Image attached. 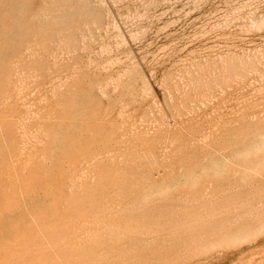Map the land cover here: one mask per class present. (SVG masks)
<instances>
[{
	"label": "rangeland",
	"instance_id": "1",
	"mask_svg": "<svg viewBox=\"0 0 264 264\" xmlns=\"http://www.w3.org/2000/svg\"><path fill=\"white\" fill-rule=\"evenodd\" d=\"M84 88L86 91L82 90ZM241 120L243 121L240 122ZM177 127L182 129L179 131ZM219 127L227 131H222ZM263 127L264 0H0V264H107L109 261L110 264H259V261L264 264V194H260L264 191ZM165 128L167 129L164 131ZM200 135L203 137L200 138ZM190 137L194 142L192 140L190 143ZM196 137L197 140L200 138V142ZM259 137L260 140L251 142ZM208 141L210 143H207ZM224 141V147H217L224 144ZM180 143L185 145L184 148ZM202 143L204 146H212H205L202 151ZM255 146L257 148L254 149ZM163 151L167 152L164 161ZM255 154L258 156L255 157ZM183 155L186 158L183 159ZM212 156L216 157L213 159ZM201 159L204 162L198 161ZM141 167L144 169L141 170ZM186 170L189 171L185 172ZM127 172L129 174L125 177ZM242 173H245V177ZM249 173L253 175L250 176ZM119 174H124L125 176H122L126 179L129 177L130 181L125 183L126 186L121 184L125 178ZM111 175H119L120 182L117 179V184L115 178V183ZM140 175L144 181L140 179ZM158 177L161 185L157 182ZM164 177L170 179L167 181ZM242 177L246 183L242 181ZM154 178L160 187L154 182ZM195 181L197 183H194ZM208 182H211V187ZM97 183L99 185H96ZM102 183H106L108 188ZM94 185L100 186L101 192L103 188V200L99 198L101 192L100 195L95 194L99 188H93ZM111 185L114 187L113 191ZM117 185L120 188L125 187L127 193L125 188H122L121 192ZM170 187L169 191L166 190ZM181 187H186L187 190H182ZM236 187H240L239 193L235 192ZM104 188L110 189L109 192ZM90 189L98 190L94 193ZM129 190L132 196H129ZM117 191L120 194H117ZM188 192L194 196L191 197ZM226 192H229V195L224 196L223 193ZM124 193L128 196H124ZM151 193L154 197L152 199ZM91 194L96 199H92ZM202 196H206L205 199H202ZM215 196H219L221 202ZM145 198L149 199L147 202L149 201L151 206L145 202ZM206 199V202H201ZM85 200L90 204L85 205ZM96 200H99V204ZM101 200L102 203L105 202L104 206L108 201V205L100 206L103 205ZM237 201L238 205L243 203L241 206L244 209L234 206ZM160 202L163 204H159ZM188 202L195 205L190 207ZM112 203L115 207H111ZM145 203L148 207H145ZM94 204L98 208H95ZM140 204L147 209H140L138 212L137 207L142 208ZM204 204L208 210L213 207V211L210 213L204 209ZM223 205L230 210L223 208ZM126 206H129L130 211H124L128 210ZM99 207L105 209L100 212H104L102 216L97 214ZM92 208L98 209L97 213ZM193 208H196L197 212ZM186 209H190V212L185 213ZM211 210L210 208L209 211ZM195 212H199V216L195 215ZM204 212L210 215H205ZM189 214L190 218L194 216L192 220L188 217ZM201 214L205 220L213 221L212 224L216 218V223L220 220L221 222L212 225L215 228L213 231L211 221L210 226L204 225L209 222L205 221ZM216 214L217 216L213 217ZM251 216L256 219L253 220ZM128 217L133 219L132 226L131 220H128L130 223L126 220ZM121 220L124 224H130H123V227L127 228L126 233ZM83 222L89 225H83ZM222 223L223 226L220 227ZM183 224L186 228H182ZM179 225L191 233L185 234ZM150 226H153V232L152 229L147 231ZM160 226L164 228L161 230ZM248 226L250 231L247 230ZM131 227L137 230L134 231ZM197 227L202 228V233ZM207 227L210 231L205 230ZM222 227L226 237L221 234L224 233ZM81 228H84V231ZM252 228L256 229L253 231ZM115 229L118 233H115ZM195 229L199 236L196 235ZM128 230L136 234L127 233ZM104 232L115 233L114 236L121 239L115 240V237ZM177 233L181 234V238ZM235 233L239 235L235 236ZM155 234L158 235L152 237ZM222 235L225 237L224 241H218ZM113 240L114 243L117 241L115 245ZM203 240L207 243L209 241L207 245L204 244L205 247L202 245L204 248L199 246L203 244ZM222 241L228 249L223 246ZM193 242L198 245L195 246ZM104 243L110 247H106ZM220 243L223 247L219 246ZM198 246L199 249L196 248ZM94 253H97L98 261ZM89 254L94 259L90 260ZM98 254L102 256V260Z\"/></svg>",
	"mask_w": 264,
	"mask_h": 264
},
{
	"label": "bare ground",
	"instance_id": "2",
	"mask_svg": "<svg viewBox=\"0 0 264 264\" xmlns=\"http://www.w3.org/2000/svg\"><path fill=\"white\" fill-rule=\"evenodd\" d=\"M77 43H78V42H77ZM261 44H262V43H261ZM53 48H54V47H53ZM262 49H263V48H262ZM251 51H252V50H251ZM241 52H242V51H241ZM44 55H45V53H44ZM29 56H30V55H29ZM52 59H53V58H52ZM49 61H51V60H49ZM54 61H55V60H54ZM64 62H65V61H64ZM64 62H63V63H64ZM51 64H52V63H51ZM54 64H55V63H54ZM77 66H78V65H77ZM80 66H81V65H80ZM65 68H66V67H65ZM16 69H17V68H16ZM56 69H57V68H56ZM9 70H10V69H9ZM241 70H242V69H241ZM66 71H67V70H66ZM66 71H65V72H66ZM63 73H64V72H63ZM55 74H56V73H55ZM233 74H234V73H233ZM25 75H26V74H25ZM117 75H118V74H117ZM12 76H13V75H12ZM53 76H54V75H53ZM105 76H106V75H105ZM56 77H57V76H56ZM258 77H259V76H258ZM62 78H63V77H62ZM115 78H116V77H115ZM37 79H38V78H37ZM90 79H91V78H90ZM94 80H95V79H94ZM109 80H110V79H109ZM51 82H52V81H51ZM66 83H67V82H66ZM87 83H88V82H87ZM98 83H99V82H98ZM111 83H112V82H111ZM36 84H37V83H36ZM44 84H45V83H44ZM115 84H116V83H115ZM248 84H249V83H248ZM94 85H95V84H94ZM63 86H64V85H63ZM70 86H71V85H70ZM97 86H98V85H97ZM101 86H102V85H101ZM101 86H100V87H101ZM121 86H122V85H121ZM98 87H99V86H98ZM105 87H106V86H105ZM66 88H67V87H66ZM113 88H114V87H113ZM241 88H242V87H241ZM256 88H257V87H256ZM9 89H10V88H9ZM51 89H52V88H51ZM239 89H240V88H239ZM82 90H85V91H86L85 88L82 89ZM113 91H114V90H113ZM238 91H239V90H238ZM241 91H242V90H241ZM83 92H84V91H83ZM83 92L81 91V93H83ZM239 92H240V91H239ZM28 93H29V92H28ZM20 94H21V93H20ZM71 94H72V92H71ZM77 94H78V93H77ZM77 94H76V95H77ZM57 96H58V95H57ZM236 96H237V95H236ZM44 97H45V96H44ZM233 97H234V96H233ZM65 98H66V97H65ZM216 98H217V97H216ZM226 99H227V98H226ZM226 99H224V100H226ZM61 100H62V99H61ZM64 101H65V99H64ZM74 101H75V100H74ZM126 102H127V101H126ZM59 103H60V102H59ZM66 103H67V102H66ZM79 103H80V102H79ZM29 104H30V103H29ZM40 104H41V103H40ZM236 104H237V103H236ZM73 105H74V104H73ZM45 106H46V105H45ZM58 107H59V106H58ZM77 107H78V106H77ZM79 107H80V106H79ZM8 109H9V108H8ZM58 109H59V108H58ZM75 109H76V108H75ZM78 109H79V108H78ZM83 109H84V108H83ZM86 109H87V108H86ZM98 109H99V108H98ZM59 110H60V109H59ZM76 110H77V109H76ZM76 110H74V111H76ZM215 110H216V109H215ZM9 111H10V110H9ZM83 111H84V110H83ZM95 111H96V110H95ZM131 111H132V110H131ZM47 112H48V111H47ZM35 113H36V112H35ZM68 113H69V112H68ZM81 113H82V111H81ZM96 113H97V112H96ZM38 114H39V113H38ZM43 114H44V113H43ZM83 114H84V112H83ZM88 114H89V113H88ZM260 114H262V113H260ZM47 115H48V114H47ZM74 115H75V114H74ZM206 115H207V114H206ZM226 115H227V114H226ZM62 116H63V115H62ZM78 116H79V115H78ZM45 117H46V116H45ZM45 117H44V118H45ZM79 117H80V116H79ZM82 117H83V116H82ZM82 117H81V119H82ZM115 117H116V115H115ZM238 117H239V116H238ZM74 118H75V117H74ZM85 118H86V117H85ZM102 118H103V117H102ZM40 119H41V118H40ZM240 119H241V118H240ZM12 120H13V119H12ZM65 120H66V118H65ZM85 120H86V119H85ZM238 120H239V119H238ZM238 120H236V123L238 122ZM202 121H203V120H202ZM233 121H234V120H233ZM242 121H243V120H241L240 122H242ZM7 122H8V121H7ZM10 122H12V121H10ZM46 122H47V121H46ZM162 122H163V121H162ZM181 122H183V120H181ZM234 122H235V121H234ZM177 123H178V122H177ZM49 124H50V123H49ZM73 124H74V123H73ZM174 124H176V122H174ZM181 124L183 125V123H181ZM196 124H197V123H196ZM232 124H234V123L232 122ZM232 124H231V126H233ZM239 124H240V123H239ZM244 124H246V123H244ZM249 124H250V122H249ZM42 125H43V124H42ZM69 125H70V124H69ZM78 125H79V124H78ZM177 125L180 126V124H177ZM184 125H186V123H185ZM192 125H193V124H192ZM205 125H206V124H205ZM215 125H216V124H215ZM66 126H67V125H66ZM188 126H189V125H188ZM190 126H191V125H190ZM213 126H214V125H213ZM213 126H212V127H213ZM229 126H230V124H229ZM234 126H235V125H234ZM234 126H233V127H234ZM239 126H240V125H239ZM245 126H246V125H245ZM72 127H73V126H72ZM82 127H83V126H82ZM88 127H89V126H88ZM157 127H158V126H157ZM165 127H166V126H165ZM185 127H186V126H185ZM210 127H211V126H210ZM210 127L208 126V128H210ZM247 127H248V126H247ZM86 128H87V127H86ZM158 128H159V127H158ZM163 128H164V124H163ZM177 128H178V127H177ZM177 128H176V129H177ZM180 128H181V127H180ZM180 128H178L179 131H180ZM183 128H184V127H183ZM187 128H188V127H187ZM189 128H190V127H189ZM223 128H224V126H223ZM238 128H239V127H238ZM238 128H236V129H238ZM71 129H72V128H71ZM77 129H79V127H78ZM166 129H167V128H165L164 131H165ZM174 129H175V128H174ZM181 129H182V128H181ZM213 129H214V127H213ZM213 129H212V130H213ZM219 129H222V128L219 127ZM227 129H228V128H227ZM246 129H248V128H246ZM250 129H251V127H250ZM254 129H255V128H254ZM262 129H264V127H263ZM84 130H85V127H84ZM86 130H87V129H86ZM198 130H199V129H198ZM209 130H211V129H209ZM217 130H218V129H217ZM223 130H224V129H222V131H223ZM228 130H229V129H228ZM233 130H235V129H233ZM233 130H232V131H233ZM160 131H161V130H160ZM224 131L226 132L227 130H224ZM235 131H237V130H235ZM244 131H245V130H244ZM250 131H251V130H249L248 133H250ZM256 131L258 132V131H260V130H256ZM256 131H255L254 133H256ZM17 132H18V131H17ZM29 132H30V131H29ZM210 132H211V131H210ZM214 132H215V131H213V133H214ZM242 132H243V130H242ZM245 132H246V131H245ZM252 132H253V131H252ZM260 132H261V131H260ZM30 133H31V132H30ZM114 133H115V132H114ZM186 133H187V132H186ZM199 133H200V132H199ZM248 133H247V134H248ZM187 134L189 135V133H187ZM206 134L208 135V132H207ZM211 134H212V132H211ZM216 134H217V133H215V135H216ZM239 134H240V133H239ZM241 134H243V133H241ZM252 134H253V133H252ZM256 134H257V133H256ZM262 134H263V133H262ZM70 135L72 136V134H70ZM204 135H205V134H204ZM207 135H206L205 137H207ZM217 135H219V134H217ZM243 135H245V134H243ZM257 135H258V134H257ZM73 136H75V135H73ZM90 136H91V135H90ZM93 136H94V135H93ZM184 136H185V135H184ZM190 136H191V135H190ZM200 136H201L200 138L203 137L202 135H200ZM210 136H212V135H210ZM237 136H238V134H237ZM82 137H83V136H82ZM216 137H217V136H216ZM222 137H223V135H222ZM222 137H219V138H222ZM243 137H244V136H243ZM248 137H249V136H248ZM66 138H67V137H66ZM180 138H181V137H180ZM182 138H183V137H182ZM184 138H185V137H184ZM200 138H198L199 140H197V137H196V140L200 142ZM210 138H211V137H210ZM235 138H237L238 140L240 139L239 137H236V136H235ZM255 138H256V136H255ZM261 138H262V140H263V137H261ZM41 139H42V138H41ZM72 139H74V138H72ZM79 139H80V138H79ZM190 139H191V140H190ZM190 139H188V141L190 140V143H191L192 140H193V142H194V139H192L191 137H190ZM227 139H228V138H227ZM237 139H236V140H237ZM241 139H242V138H241ZM244 139H245V137L242 139V141H243ZM246 139H247V136H246ZM252 139H254V138H252ZM153 140H154V139H153ZM207 140H208V138H207ZM212 140H213V137H212ZM223 140H224V139H223ZM250 140H251V139H250ZM258 140H260V137H259L257 140H255V141H254V140H251V142H252V141H253V142H256V141H258ZM66 141H67V140H66ZM178 141H179V140H178ZM227 141H228V140H227ZM263 141H264V140H263ZM263 141H262V143H264ZM64 142H65V141H64ZM73 142H74V141H73ZM195 142H196V141H195ZM202 142H204V141H202ZM243 142H244V141H243ZM248 142H249V141H248ZM253 142H252V143H253ZM260 142H261V141H260ZM66 143H67V142H66ZM184 143H185V142H184ZM186 143H187V142H186ZM186 143H185V144H186ZM207 143H210V141H208ZM214 143H215V142H214ZM219 143H220V142H219ZM151 144H152V143H151ZM175 144H176V143H175ZM180 144H181V143H180ZM180 144H179V145H180ZM182 144H183V143H182ZM182 144H181V146H183V148H184L185 145H182ZM192 144H193V143H192ZM197 144L201 145L200 143H197ZM229 144H230V143H229ZM229 144H228V145H229ZM67 145H68V144H67ZM70 145H71V144H70ZM97 145H98V144H97ZM195 145H196V144H194V146H195ZM202 145L204 146L203 143H202ZM210 145H211V144H210ZM214 145H215V144H214ZM220 145H221V146L226 145V144H225V141H224V144H219V145H217V147L220 148V147H221ZM262 145H263V144H262ZM63 146H64V145H63ZM65 146H66V145H65ZM71 146H73V145H71ZM71 146H70V147H71ZM176 146H177V145H176ZM192 146H193V145H192ZM205 146H206V144H205ZM205 146L203 147V150H202V151H204ZM211 146H212V145H211ZM211 146H208V145H207L206 147H210V148H211ZM236 146H237V145H236ZM251 146H253V145H251ZM91 147H92V146H91ZM150 147H151V146H150ZM152 147H153V146H152ZM187 147H189V143H188V146H187ZM190 147H191V144H190ZM195 147H196V146H195ZM223 147H224V146H223ZM225 147H226V146H225ZM231 147H232V146H231ZM231 147H230V148H231ZM238 147H239V146H238ZM248 147H249V146H248ZM75 148H76V147H75ZM94 148H95V147H94ZM98 148H99V147H98ZM171 148H172V147H171ZM171 148H169V149H171ZM200 148H202V147H200ZM210 148H209V149H210ZM215 148H216V145H215ZM226 148H227V147H226ZM230 148H229V149H230ZM253 148L255 149V148H257V147L255 146V147H253ZM68 149H69V148H68ZM76 149H77V148H76ZM89 149H90V148H89ZM161 149H162V148H161ZM167 149H168V148H167ZM173 149H175V148H173ZM235 149H237V148H235ZM250 149L252 150L251 147H250ZM250 149H247V150H250ZM163 150H165V149H163ZM187 150H188V148H187ZM187 150L185 149V151H187ZM191 150H193V149L191 148ZM205 150H206V149H205ZM212 150H213V149H212ZM224 150H225V149H224ZM224 150H223V151H224ZM231 150L233 151L234 149H231ZM251 150H250V151H251ZM35 151H36V150H35ZM76 151H77V150H76ZM94 151H95V150H94ZM169 151H170V150H169ZM171 151H172V150H171ZM171 151H170V152H171ZM195 151H196V150H195ZM207 151H208V149H207ZM225 151H227V150H225ZM229 151H230V150H229ZM229 151H228V152H229ZM232 151H231V152H232ZM220 152H222V151H220ZM236 152H237V151H236ZM239 152H240V151H239ZM246 152H248V151H246ZM160 153H161V152H160ZM163 153H164V156H163L164 159H162V160L164 161V160H165V155H166L167 152L165 153V152L163 151ZM163 153H162V155H163ZM172 153H173V151H172ZM179 153H180V152H179ZM193 153H194V152H193ZM225 153H226V152H225ZM229 153H230V152H229ZM70 154H72V153H70ZM151 154H152V153H151ZM168 154H169V152H168ZM168 154H167V156H168ZM170 154H171V153H170ZM217 154H220V153H217ZM217 154H216V155H217ZM226 154H227V153H226ZM226 154H225V155H226ZM242 154H243V152H242ZM244 154H245V152H244ZM258 154H259V153H258ZM78 155H79V153H78ZM202 155H203V154H202ZM220 155H221V154H220ZM220 155H219V156H220ZM222 155H223V154H222ZM255 155H256V154H255ZM260 155H261V154H260ZM167 156H166V157H167ZM187 156H188V155H187ZM190 156H191V154H190ZM190 156H189V157H190ZM229 156H230V155H229ZM246 156H247V155H245V157H246ZM249 156H250V155H249ZM252 156H254V155H252ZM257 156H258V155H256L255 157H257ZM261 156H263V153H262ZM67 157H69V156H67ZM168 157H170V156H168ZM168 157H167V158H168ZM173 157H174V155L172 156V159H174ZM182 157H183V159H184L185 156L183 155ZM182 157H181V158H182ZM191 157L194 158L193 156H191ZM206 157H207V156H206ZM212 157H213V159H214V157H216V156H212ZM212 157H211V159H212ZM240 157H241V156H240ZM250 157H251V156H250ZM167 158H166V159H167ZM185 158H186V157H185ZM233 158H234V157H233ZM246 158H247V157H246ZM248 158H249V157H248ZM259 158H260V157H259ZM261 158L263 159V157H261ZM261 158H260V159H261ZM24 159H25V158H24ZM169 159H170V158H169ZM183 159H182V160H183ZM189 159H191V158H189ZM206 159H207V158H206ZM206 159H205V160H206ZM218 159H220V158H218ZM223 159H224V158H223ZM167 160H168V159H167ZM191 160H192V159H191ZM225 160H226V157H225ZM254 160H255V159H254ZM254 160H253V162H254ZM41 161H42V160H41ZM99 161H100V160H99ZM186 161H187V159H186ZM192 161H194V159H193ZM192 161H191V162H190V161H187V162H190L191 164H193ZM198 161H200L201 163L204 162L203 159L198 160ZM211 161H212V160H211ZM251 161H252V160H251ZM255 161H256V160H255ZM258 161H259V160H258ZM263 161H264V160H263ZM35 162H36V161H35ZM58 162H59V161H58ZM166 162H167V161H166ZM169 162H170V161H169ZM171 162H172V161H171ZM181 162H183V161H181ZM196 162H197V161H196ZM214 162H215V161H214ZM60 163H61V162H60ZM74 163H75V162H74ZM74 163H73V164H74ZM79 163H80V162H79ZM167 163H168V162H167ZM167 163H166V165H167ZM179 163H180V162H179ZM207 163H208V162H207ZM215 163H216V162H215ZM215 163H213V165H215ZM224 163H225V162H224ZM228 163H229V162H228ZM259 163H260V162H259ZM57 164H58V163H57ZM57 164H56V165H57ZM171 164H172V163H171ZM171 164H170V167L172 166ZM186 164H187V163H185L184 165H186ZM196 164H197V163H196ZM216 164H217V163H216ZM230 164H231V163H230ZM232 164H235V163H232ZM242 164H243V163H242ZM249 164H250V163H249ZM251 164H252V163H251ZM263 164H264V162H263ZM59 165H60V164H59ZM70 165H71V164H70ZM156 165H157V164H156ZM162 165L165 166V164H162ZM181 165H182V164H180V166H181ZM206 165H207V164H206ZM211 165H212V164H211ZM224 165H225V164H224ZM252 165H253V164H252ZM252 165H251V166H252ZM260 165H261V164H260ZM260 165H259V166H260ZM53 166H54V165H53ZM146 166H147V165H146ZM151 166H152V165H151ZM173 166H174V165H173ZM186 166H187V165H186ZM186 166H185V168H186ZM217 166H218V168H220L219 165H217ZM228 166H229V165H228ZM233 166L236 167V165H233ZM240 166H241V165H240ZM259 166H258V168H261V167H259ZM60 167H61V166H60ZM136 167H137V166H136ZM147 167H149V166H147ZM158 167H159V166H158ZM193 167H194V166H193ZM196 167H197V166H196ZM238 167H239V166H238ZM242 167H243V166H242ZM244 167H245V166H244ZM247 167H249V166H247ZM255 167H256V166H255ZM70 168H71V167H70ZM138 168H139V167H138ZM138 168H137V169H138ZM162 168H163V167H162ZM174 168H176V167L174 166ZM178 168H179V167H178ZM188 168H190V166H188ZM205 168H206V167H205ZM231 168H232V166H231ZM236 168H237V167H236ZM236 168H234V169H235V172H236ZM258 168H257V169H258ZM262 168H263V170H264V166H262ZM139 169H140V168H139ZM142 169H144V167H143V168L141 167V170H142ZM168 169H169V168H168ZM171 169H172V168H171ZM186 169H187V168H186ZM191 169H192V167H191ZM223 169H224V168H223ZM227 169H228V168H227ZM229 169H230V168H229ZM234 169H233V170H234ZM244 169H245V168H244ZM244 169H243V170H244ZM251 169H252V168H251ZM251 169H250V170H251ZM253 169H254V167H253ZM29 170H30V169H29ZM133 170H135V169H133ZM149 170H150V169H149ZM161 170H162V169H161ZM164 170H166V169L164 168ZM164 170H162V172H163ZM169 170H170V169H169ZM239 170H242V169H239ZM247 170H248V169H247ZM60 171H61V170H60ZM62 171H63V170H62ZM70 171H71V170H70ZM81 171H82V170H81ZM166 171H167V170H166ZM166 171H165V173H166ZM172 171H174V170H172ZM177 171H179V170H177ZM177 171H176V172H177ZM183 171H184V170H183ZM187 171H189V170H186L185 172H187ZM230 171H231V170H230ZM245 171H246V169L244 170V172H245ZM248 171H249V170H248ZM252 171H254V170H252ZM258 171H261V170H258ZM258 171H257V173H258ZM65 172H66V171H65ZM71 172H72V171H71ZM109 172H111V171H109ZM138 172L140 173V170H139ZM149 172H150V171H149ZM176 172H175V173H176ZM179 172H181V171H179ZM240 172H241V171H240ZM250 172H251V171H250ZM66 173H67V172H66ZM105 173H106V172H105ZM107 173H108V171H107ZM154 173H155V172H154ZM159 173H160V171H159ZM233 173H234V172H233ZM238 173H239V172L237 171L236 174L238 175ZM252 173H253V172H252ZM103 174H104V173H103ZM128 174H129V173L127 172V173H125L126 176H125L124 174H122V175H124L125 177H127ZM132 174H133V172H132ZM143 174H144V173H143ZM155 174H156V173H155ZM155 174H154V175H155ZM173 174H174V173H173ZM183 174H184V172H183ZM194 174H195V173H194ZM198 174H199V173H198ZM198 174H197V175H198ZM223 174H224V173H223ZM236 174H235V176H236ZM244 174H245V173H242V175H244ZM250 174H251V173H249V175H250ZM255 174H256V173H255ZM255 174H254V175H255ZM113 175L115 176V174H113ZM119 175H120V174H119ZM119 175H118V176H119ZM122 175H120V176H122ZM151 175H152V174H151ZM157 175H161V174H157ZM168 175H170V174L168 173ZM171 175H172V173H171ZM175 175H176V174H174V176H175ZM184 175H186V174H184ZM233 175H234V174H233ZM233 175H232V176H233ZM240 175H241V174H240ZM252 175H253V174H252ZM252 175H250V176H252ZM56 176H57V175H56ZM104 176H105V174H104ZM111 176H112V175H111ZM114 176H112V178H113ZM118 176L116 175V177H114V182H115V178H116V180H117V179L119 180V177H118ZM124 176H122L123 179L125 178ZM138 176H139V174H138ZM138 176H137V177H138ZM141 176H142V175H140V177H141ZM166 176H167V175H166ZM166 176H165V177H166ZM181 176H183V175H181ZM188 176H189V175H188ZM193 176H194V175H193ZM210 176H211V175H210ZM235 176H234V177H235ZM255 176H256V175H255ZM255 176H254V177H255ZM258 176H260V175H258ZM46 177H48V176H46ZM133 177H135V175H133ZM162 177H163V175H162ZM165 177H164V178H165ZM183 177L186 178V176H183ZM196 177H197V176H196ZM228 177H230V173H229ZM238 177L240 178V176H238ZM244 177H245V175H244ZM244 177H242V181H244V180H243ZM247 177H248V175H246V178H247ZM167 178H168V176H167ZM172 178H173V176H172ZM212 178H213V177H212ZM215 178H217V177H215ZM232 178H233V177H232ZM246 178H245V179H246ZM252 178H253V177H252ZM255 178H257V177H255ZM68 179H69V178H68ZM72 179H73V178H72ZM120 179H121V177H120ZM140 179L143 180L142 177H141ZM144 179H145V178H144ZM165 179H166V178H165ZM169 179H170V178H169ZM169 179H168V180H169ZM173 179H175V178H173ZM173 179H172V180H173ZM186 179H187V178H186ZM194 179H195V177H194ZM217 179H218V178H217ZM234 179H235V178H234ZM248 179H249V178H247L246 180H248ZM50 180H51V179H50ZM118 180H117V184L120 182V180H119V182H118ZM126 180H127V181H126ZM132 180H133V178H132ZM134 180H135V179H134ZM134 180H133V181H134ZM142 180H141V181H142ZM166 180H167V179H166ZM168 180H167V181H168ZM213 180H214V178H213ZM236 180H237V178H236ZM236 180H235V181H236ZM246 180H245V181H246ZM22 181H23V178H22ZM52 181L54 182V178L52 179ZM68 181H69V180H68ZM70 181H71V180H70ZM70 181H69V182H70ZM109 181H110V180H109ZM109 181H108V182H109ZM128 181H130V180H129V177H128V179L125 178V181L123 180V182H122L121 184H123V183L125 184V183H127ZM136 181H137V179H136ZM143 181H144V180H143ZM149 181H150V179H149ZM160 181H161V180H160ZM160 181H159V177H158V181H157V182H159V185H161ZM162 181H163V179H162ZM170 181H171V180H170ZM199 181H200V180H199ZM203 181L206 182V180H203ZM217 181H219V179H218ZM245 181H244V182H245ZM58 182H60V181H58ZM138 182L141 183L140 181H138ZM138 182H137V183H138ZM145 182H146V180H145ZM154 182H156V181H155V178H154ZM157 182H156V184H157ZM165 182H166V181H165ZM189 182H190V181H189ZM211 182H212V181H211ZM211 182H210V183L208 182V183H209V186H210ZM246 182H247V181H246ZM246 182H245V183H246ZM248 182H249V180H248ZM263 182H264V181H263ZM47 183H48V182H47ZM51 183H52V182H51ZM110 183H113V182H110ZM110 183H109V185H110ZM115 183H116V182H115ZM115 183H114V184H115ZM162 183H163V182H162ZM192 183H193V182H192ZM194 183H197V182L195 181ZM201 183H202V182H201ZM201 183L199 182V184H201ZM206 183H207V182H206ZM224 183H225V182H224ZM245 183H244V184H245ZM261 183H262V182H261ZM261 183H260V184H261ZM53 184H54V183H53ZM102 184H103V185H106V183H105V184L102 183ZM130 184H131V183H130ZM130 184H128V185H130ZM154 184H155V183H154ZM212 184H213V182H212ZM237 184H238V183H237ZM58 185H59V183H58ZM96 185H99V184L97 183ZM103 185H102V187H103ZM112 185H113V184H112ZM112 185H111V187H110V186H109V187L112 188V187H113ZM142 185H144V184H142ZM145 185H146V184H145ZM145 185H144V186H145ZM157 185H158V184H157ZM157 185H155V186H157ZM159 185H158V186H159ZM164 185H165V184H164ZM168 185H169V184H168ZM168 185H167V186H168ZM171 185H172V184H171ZM197 185H198V184H197ZM204 185H205V184H204ZM250 185H253V184H250ZM69 186H70V185H69ZM69 186H68V187H69ZM118 186H119V185H117V188H118ZM123 186H126V184L123 185ZM123 186H121V187H122V188H125V187H123ZM133 186H134V184H133ZM137 186H138V185H137ZM137 186H136V188H137ZM152 186H153V185H152ZM152 186H151V188H152ZM155 186H154V187H155ZM162 186H163V185H162ZM186 186H187V185H186ZM202 186H203V185H202ZM205 186H206V185H205ZM238 186H239V184H238ZM263 186H264V185H263ZM47 187H48V186H47ZM60 187H61V186H60ZM62 187H63V185H62ZM76 187H77V186H76ZM90 187H91V186H90ZM90 187H88V189H89ZM96 187H97V186H96ZM96 187H95V185H94L93 188H96ZM99 187H100V186H98L97 188H99ZM134 187H135V186H134ZM134 187H132V188L130 187V188L133 189ZM159 187H160V186H159ZM203 187H204V186H203ZM210 187H211V186H210ZM210 187L207 186V188H210ZM247 187H248V186H247ZM71 188H72V187H71ZM86 188H87V187H86ZM106 188H108L107 185H106ZM106 188H104V190H105ZM115 188H116V185H115ZM122 188H120V186H119V189H121V192H123V191H122V190H123ZM138 188H139V187H138ZM164 188H165V187H164ZM192 188H193V187H192ZM204 188H206V187H204ZM212 188H213V187H212ZM229 188H230V187H229ZM236 188H237V190H236L235 192H238V193H239V191H240L239 188H240V187H239V188L236 187ZM245 188H246V187H245ZM245 188H244V189H245ZM261 188H262V187H261ZM131 189H130V190H131ZM142 189H143V188H142ZM162 189H163V188H162ZM170 189H171V187L168 188V189L166 188V190H168V191H169ZM181 189H182V187H181ZM183 189L187 190L186 187L183 188ZM183 189H182V190H183ZM213 189H214V188H213ZM215 189H216V188H215ZM232 189H233V188H232ZM234 189H235V188H234ZM234 189H233V190H234ZM253 189H254V188H253ZM68 190H69V189H68ZM75 190H76V189H75ZM90 190H92V192H94V191H97L98 189H94V191H93V189H90ZM99 190H100V188H99ZM99 190H98V191H99ZM109 190H110V189H109ZM109 190L106 189V191H108V192H109ZM113 190H114V187H113V189H112L111 191H113ZM115 190H116V189H115ZM125 190H126V188H125ZM130 190H129V191H130ZM134 190H135V189H134ZM166 190L164 189L163 191L166 192ZM188 190H189V189H188ZM207 190H208V189H207ZM210 190H211V189H210ZM210 190H209V191H210ZM233 190H232V191H233ZM45 191H46V190H45ZM98 191H97L96 193H95V192H94V193H95V194L98 193V195H100L99 193L101 192V190H100L99 192H98ZM119 191H120V190H119ZM131 191H133V190H131ZM131 191H130V192H131ZM139 191H140V190H139ZM146 191H147V190H146ZM149 191H150V190H149ZM174 191H175V190H174ZM230 191H231V190H230ZM230 191H229V192H230ZM252 191H253V190H252ZM77 192H78V191H77ZM82 192H83V191H82ZM92 192H91V193H92ZM115 192H116V191H115ZM117 192H118V191H117ZM124 192H125V191H124ZM144 192H145V191H144ZM159 192H160V191H159ZM172 192H173V191H172ZM198 192H199V191H198ZM198 192L196 191V193H198ZM212 192H213V191H212ZM229 192H228V193H229ZM233 192H234V191H233ZM233 192H230V193H233ZM259 192H261V191H259ZM86 193H87V192H86ZM94 193H92V194H94ZM102 193H103V188H102L101 195H100V197H99V198H101V199H102V197H103L102 195H105V192H104V194H102ZM126 193H127V190H126ZM126 193H124V194H125L124 196H128ZM128 193H129V192H128ZM167 193H168V192H167ZM193 193H195V191H194ZM209 193H210V192H209ZM228 193H227V192H226V193H223V195L225 196V194L227 195ZM252 193H253V192H252ZM67 194H68V193H67ZM83 194H84V193H83ZM92 194H91L90 197L93 199L94 197L92 196ZM115 194H116V193H115ZM117 194H120V193L118 192ZM129 194H130L129 196H132V195H131L132 192L129 193ZM161 194H162V193H161ZM179 194H180V192H179ZM186 194H187V193H186ZM188 194H189V192H188ZM206 194H207V193H206ZM206 194H205V195H206ZM216 194H217V193H216ZM258 194H259V193H258ZM260 194H264V191H262ZM106 195H107V192H106ZM108 195H109V194H108ZM110 195H112V194H110ZM133 195H134V193H133ZM151 195H152V193H151ZM151 195H149V197H150ZM182 195H184V193L181 194V196H182ZM189 195H190V194H189ZM196 195L198 196L199 194H196ZM202 195H203V194H202ZM214 195H215V192H214V194L212 195L213 198H214ZM220 195H222V194H220ZM223 195H222L221 197H223ZM228 195H229V194H228ZM233 195H235V193H234ZM233 195H231V197H233ZM66 196H68V195H66ZM101 196H102V197H101ZM114 196H115V195H114ZM116 196L118 197V195H116ZM121 196H123V195H121ZM134 196H135V195H134ZM140 196H141V195H140ZM140 196H139V197H140ZM154 196H155V195H154ZM163 196H164V195H163ZM181 196H180V197H181ZM190 196H191V195H190ZM190 196H189V197H190ZM193 196H194V195H192L191 197H193ZM199 196H200V195H199ZM236 196H237V195H236ZM251 196H252V195H251ZM253 196H254V194H253ZM75 197H76V196H75ZM84 197H85V196H84ZM105 197H108V196H105ZM109 197H110V196H109ZM109 197H108V198H109ZM141 197H142V196H141ZM152 197H153V195L151 196V199H152ZM168 197H169V196H168ZM187 197H188V196L186 195V198H187ZM203 197H204V199H205L206 196H202L201 198L203 199ZM210 197H211V196H210ZM210 197H208V198H210ZM217 197H218V198H217ZM217 197L215 196L216 199H219V200H220L219 196H217ZM231 197H230L229 199H231ZM238 197H239V196H238ZM243 197H244V195H243ZM249 197H250V196H249ZM59 198H60V197H59ZM97 198H98V196H97ZM99 198H98V199H99ZM111 198H112V196L110 197V199H111ZM113 198H114V197H113ZM119 198H121V197H119ZM122 198H123V197H122ZM136 198H137V197H136ZM147 198H148V197H147ZM147 198H145L146 201H145V200H142V201L147 202V200H149V199H147ZM153 198H154V197H153ZM178 198H179V197H178ZM208 198H207V199H208ZM227 198H228V197L225 198L226 201H228ZM260 198H261V197H260ZM55 199H56V198H55ZM94 199H96V198H94ZM129 199H130V198H129ZM129 199H128V200H129ZM187 199H188V198H187ZM202 199H201V200H202ZM207 199L204 200V201H201V202H206ZM238 199H240V198H238ZM56 200H57V199H56ZM89 200H90V198H89ZM102 200H103V199H102ZM102 200H101V203H102ZM196 200H197V199H196ZM209 200H210V199H209ZM211 200H212V199H211ZM211 200H210V201H211ZM243 200H244V199H243ZM243 200H242V201H243ZM250 200H251V199H250ZM60 201H61V200H60ZM60 201H59V202H60ZM64 201H65V200H64ZM82 201H83V200H82ZM85 201H86V200H85ZM91 201H92V200H91ZM96 201H98V202H96V203L99 204V200H96ZM104 201H106V200H104ZM123 201H124V200H123ZM125 201H127V200H125ZM130 201H132V200H130ZM136 201H137V200H136ZM136 201H135V202H136ZM167 201H168V200H167ZM198 201H199V200H198ZM229 201H230V200H229ZM240 201H241V200H240ZM247 201H248V198H247ZM75 202H76V201H75ZM93 202H94V200H93ZM120 202H122V201H120ZM132 202H133V201H132ZM132 202H131V203H132ZM135 202H134V204H137V205H138V203H135ZM140 202H141V201H140ZM152 202H153V201H152ZM165 202H166V201H165ZM168 202H169V201H168ZM212 202H213V201H212ZM220 202H221V200H220ZM233 202H234V201H232V203H233ZM243 202H244V201H243ZM60 203H61V202H60ZM60 203H59V204H60ZM86 203H89V201H88V202L86 201V202H85V205H86ZM94 203H95V202H94ZM104 203H105V202H104ZM104 203H102L103 205L100 204V206H104ZM123 203L125 204V203H127V202H123ZM156 203H158V202H156ZM156 203H154V204H156ZM161 203H162V202H160L159 204H161ZM174 203H175V202H174ZM188 203H189V202H188ZM192 203H193V202H192ZM192 203H191V204L189 203V204H190V207H192L191 205H193V206L195 205V204H192ZM222 203H223V202H222ZM235 203H236L237 205H234V206H237L238 209H240L241 207H243V206H241L243 203H242L241 205H238V201L235 202ZM63 204H64V203H63ZM80 204H81V202H80ZM80 204H79V205H80ZM89 204H90V203H89ZM134 204H133V206H135ZM145 204H146V203H145ZM145 204H144V205H145ZM147 204L149 205V201L147 202ZM147 204L145 205V207H148ZM162 204H163V203H162ZM223 204H224V203H223ZM230 204H231V203H230ZM246 204H247V202L244 203V205H246ZM64 205H65V204H64ZM77 205H78V204H77ZM81 205H82V204H81ZM91 205H92V203H91ZM107 205H108V201H107ZM107 205H105V206H107ZM112 205H113V203H112ZM116 205H117V202H116ZM129 205H130V203H129ZM137 205H136V207H137ZM140 205H141V204H140ZM142 205H143V204H142ZM142 205H141L142 208H140V206L137 207V208L139 209L138 212L141 211L140 209H145V210L147 209V208H145V207L143 208ZM152 205H153V203H152ZM198 205H200V204H198ZM215 205H217V201H216V204H215ZM219 205H220V203H219ZM58 206H60V205H58ZM92 206H93V205H92ZM92 206H91V207H92ZM94 206H95V204H94ZM105 206H104V207H105ZM109 206H110V203H109ZM130 206H131V208H133L132 205H130ZM149 206H151V204H150ZM160 206L162 207V205H160ZM184 206H186V205H184ZM203 206H204V207H203L204 209H207V206H206L205 204H204ZM225 206H226V205H225ZM225 206L223 205V208H224ZM238 206H241V207L239 208ZM60 207H61V206H60ZM77 207H78V206H77ZM91 207H87V208H91ZM96 207H97V206H95V208H96ZM111 207H115V205H113V206H111ZM117 207H118V206H117ZM119 207H120V206H119ZM126 207H127V206H126ZM126 207H125V208H126ZM128 207H129V206H128ZM128 207H127L128 210H124V211H130V210H129L130 208H128ZM174 207H175V206H174ZM200 207H201V208H200V210H201V209H202V206H200ZM205 207H206V208H205ZM228 207H229V206H228ZM83 208H84V207H83ZM95 208H92V210H94ZM97 208H98V207H97ZM99 208H100V207H99ZM101 208H103V207H101ZM101 208H100V209H101ZM125 208H123V209H125ZM181 208H182V206H181ZM187 208H188V205H187ZM196 208L198 209L199 206L196 207ZM196 208H193V209L195 210ZM210 208L212 209L211 211H209ZM210 208H209V210H208V209H207V210H208V212L211 213V212L213 211V207H210ZM216 208H217V207H216ZM229 208H230V207H229ZM237 208H236V209H237ZM72 209H73V207H72ZM100 209H99V211H98V209H95L96 212H95V211H93V212L97 213V211H98L97 214L99 215L101 211H104V210H105L104 208H103V210H100ZM109 209H110V211H111V208H109ZM109 209H106V210L109 211ZM119 209H120V208H119ZM123 209H121V210H123ZM135 209H136V208H135ZM135 209H134V210H135ZM172 209H173V208H172ZM178 209L180 210V208H177V210H178ZM204 209H203V210H204ZM225 209H226V207H225ZM225 209H224V210H225ZM231 209L233 210V208H231ZM236 209H235V211H236ZM242 209H244V207H243ZM242 209H241V211H242ZM89 210H90V209H89ZM116 210H117V212H120V211H118V209H116ZM136 210H137V209H136ZM166 210H167V208H166ZM173 210H174V209H173ZM177 210L175 209V211H177ZM183 210H184V209H183ZM186 210H187V209H186ZM186 210H185V211H186ZM191 210H192V209H191ZM203 210H201V211H203ZM220 210H221V208H220ZM222 210H223V209H222ZM226 210H230V209H226ZM245 210H246V209H245ZM257 210H259V209H257ZM58 211H59V210H58ZM84 211H85V210H84ZM86 211H88V210H86ZM124 211H123V212H124ZM132 211H133V210H132ZM175 211H174V212H175ZM188 211L190 212V209L187 210L185 213H187ZM195 211L197 212V210H195ZM237 211H238V210H237ZM237 211H236V212H237ZM61 212H62V211H61ZM61 212H60V213H61ZM111 212H113V210H112ZM135 212H136V211H135ZM174 212H173V214H175ZM196 212H195V215H198V216H199L198 213H199L200 211H199L197 214H196ZM223 212H224V211H223ZM225 212L227 213V211H225ZM253 212H254V211H253ZM253 212H252V213H253ZM255 212H256V209H255ZM258 212H260V211H258ZM258 212H257V214H258ZM262 212H263V210H262ZM262 212H261V213H262ZM88 213H89V211H88ZM90 213H92V211H91ZM109 213H110V212H109ZM120 213H122V212H120ZM124 213L126 214V212H124ZM124 213H123V214H124ZM130 213H131V212H130ZM177 213H179V211H178ZM183 213H184V212H182V214H183ZM200 213H201V212H200ZM206 213H207V212H204L205 215H206ZM210 213H207L208 216L210 215ZM216 213H217V212H216ZM231 213H232V211H231ZM261 213H260V214H261ZM263 213H264V212H263ZM56 214H58V213L56 212ZM103 214H104V212H103L102 214H100V215L102 216ZM107 214H108V213H107ZM107 214H106V215H107ZM114 214H115V212H114ZM123 214H122V216H123ZM128 214H129V213H128ZM133 214H134V212H133ZM182 214H181L180 217L183 216ZM191 214H193V213H191ZM191 214H189V216H188V215H187V216L190 218V215H191ZM212 214H214V213H212ZM212 214H211L210 217H212ZM218 214H219V213H218ZM223 214H225V213H223ZM229 214H230V213H229ZM232 214H233V213H232ZM242 214H243V213H242ZM89 215H90V214H89ZM89 215H88V216H89ZM95 215H96V214H95ZM109 215H110V214H109ZM109 215H108V216H109ZM111 215H112V214H111ZM115 215H116V214H115ZM117 215H118V213H117ZM119 215H121V214H119ZM156 215H157V214H156ZM171 215H172V214H171ZM201 215H202V218H203V214H201ZM201 215H200V216H201ZM205 215H204V216H205ZM227 215H228V214H227ZM238 215H240V214H238ZM246 215L248 216V214H246ZM55 216H56V215H55ZM108 216H107V217H108ZM130 216H131V215H130ZM165 216H166V215H165ZM172 216H174V215H172ZM175 216H176V215H175ZM185 216H186V215H185ZM216 216H217V214H216L215 216L213 215V217H216ZM244 216H245V215H244ZM255 216H258V215H255ZM255 216H254V217H255ZM260 216H261V215H260ZM48 217H49V216H48ZM52 217H53V216H52ZM52 217H50V218H52ZM91 217H93V216H91ZM94 217H96V216H94ZM99 217H100V216H99ZM107 217H106V218H107ZM110 217H111V216H110ZM114 217H115V216H114ZM124 217H125V216H124ZM178 217H179V216H178ZM196 217H197V216H196ZM233 217H234V216H233ZM240 217H241V216H240ZM251 217H252L253 220L256 219V218L254 219L253 216H251ZM261 217H262V216H261ZM100 218H101V217H100ZM103 218H104V217H103ZM118 218H119V216H118ZM122 218H123V217H122ZM139 218H140V217H139ZM185 218H186V217H185ZM193 218H194V216H193ZM193 218H190V219L192 220ZM200 218H201V217H200ZM245 218H246V216H245ZM245 218H244V219H245ZM93 219H94V218H92V220H93ZM97 219H98V217H97ZM97 219H96V220H97ZM120 219H121V218H120ZM125 219H126V218H125ZM125 219H122V220L124 221ZM129 219L131 220V226H132V220H133V219H131V218L128 217V219H126V220L128 221ZM163 219H164V218H163ZM176 219H177V218H176ZM203 219L205 220V218H203ZM210 219H211V218H210ZM214 219H215V218H214ZM214 219H212V220H214ZM216 219H217V218H216ZM216 219H215V221H216ZM235 219H236V218H235ZM239 219H240V218H239ZM259 219H260V217L257 218V220H259ZM88 220H89V219H88ZM92 220H91V221H92ZM98 220H99V219H98ZM100 220H101V219H100ZM102 220H103V219H102ZM117 220H118V219H117ZM122 220H121L120 222H122ZM126 220H125V221H126ZM169 220H170V219H168V221H169ZM177 220H180V221L182 222L181 219H177ZM187 220H188V219H187ZM198 220H199V219H198ZM198 220L196 219V221H198ZM218 220H219V219H218ZM237 220H238V219H237ZM237 220H236V221H237ZM86 221H87V219H86ZM104 221H105V220H104ZM118 221H119V220H118ZM118 221H115V222L118 223ZM125 221H124V222H125ZM127 221H126V222H127ZM134 221H135V219H134ZM134 221H133V222H134ZM139 221H140V219H139ZM139 221H137L136 223H139ZM141 221H142V220H141ZM143 221H145V220L143 219ZM143 221H142V222H143ZM173 221H174V220H173ZM173 221H172V223H173ZM175 221H176V220H175ZM200 221H201V220H200ZM205 221H207V220H205ZM209 221H211V220H209ZM209 221H207V222H209ZM215 221H214V223L217 222V221H216V222H215ZM55 222H56V221H55ZM80 222H82V221H80ZM84 222H85V221H84ZM84 222H83V225L86 224V223L84 224ZM94 222H95V220H94ZM94 222H92V224H94ZM100 222H101V221H100ZM105 222H106V221H105ZM164 222L166 223V220H164ZM181 222H180L179 224H181ZM194 222H195V219H194ZM202 222H203V221H202ZM212 222H213V221H211V226H212V225L214 226V225L220 223L221 220L218 221V223H216V224H214V223L212 224ZM222 222H224V220H222ZM225 222H226V221H225ZM229 222H230V221H229ZM243 222H244V221H243ZM76 223H77V222H76ZM95 223H96V222H95ZM128 223H130V221H128ZM128 223H127V224H126V223L124 224V223L122 222V227H123V224L129 226L130 224H128ZM136 223H134V224H136ZM167 223H168V222H167ZM167 223H166V224H167ZM197 223H198V222H197ZM234 223H235V221H234ZM238 223H239V221H238ZM52 224H53V223H52ZM80 224H81V223H80ZM106 224H108V223L106 222ZM118 224H119V223H118ZM118 224H117V225H118ZM120 224H121V223H120ZM120 224H119V225H120ZM169 224H171V222H170ZM191 224L193 225V223H191ZM199 224L201 225V222H200ZM199 224H198V225H199ZM206 224H207V225L209 224V226H210V222H209V223H205L204 225H206ZM72 225H73V224H72ZM87 225H89V223L86 224V226H87ZM90 225H91V224H90ZM94 225H95V224H94ZM136 225H137V224H136ZM172 225H174V224H172ZM187 225H188V224H186V226H187ZM207 225H206V226H207ZM226 225H228V221H227V224H226ZM247 225H248V224H247ZM249 225H250V224H249ZM256 225H257V223H255V226H256ZM263 225H264V224H263ZM34 226H35V224H34ZM44 226H45V225H44ZM81 226H82V224H81ZM138 226H140V223L138 224ZM147 226H148V225H147ZM154 226L156 227V225H154ZM158 226H159V225H158ZM169 226H170V225H169ZM169 226H168V228H169ZM177 226H178V225H177ZM179 226H180V225H179ZM181 226H182V225H181ZM181 226H180V228H181ZM184 226H185V225L183 224V227H182V228H186V227H184ZM194 226H195V225H194ZM194 226H193V227H194ZM202 226H203V225H202ZM213 226H212V227H213ZM219 226H220V227L223 226V223H222V225H219ZM219 226H215V227H219ZM230 226L233 227L232 225H230ZM255 226H254V227H255ZM79 227H80V225H79ZM117 227H118V226H117ZM120 227H121V226H120ZM122 227H121V229H122ZM150 227H151V228H149L147 231H150V230L152 229L153 226H150ZM174 227H175V226H174ZM189 227H190V224H189ZM199 227H200V226H199ZM199 227H197V228H199ZM204 227H205V226H204ZM212 227H211V228H212ZM226 227H227V226H226ZM237 227H238V225H237ZM243 227H245L244 224H243ZM248 227H249V226H248ZM248 227H246V228H248ZM261 227H262V226H261ZM263 227H264V226H263ZM123 228L125 229L126 226L123 227ZM137 228H138V227H137ZM139 228H140V227H139ZM143 228H144V227H143ZM143 228H142V230H143ZM145 228H146V227H145ZM157 228H158V227H157ZM160 228H161V226H160ZM162 228H164V227H162ZM162 228H161V230H162ZM170 228H171V227H170ZM182 228H181V229H182ZM207 228H208V227H207ZM229 228H230V227H228V229H229ZM239 228H240V227H239ZM258 228H259V227H258ZM48 229H49V228H48ZM81 229H82V228H81ZM83 229H84V228H83ZM83 229H82V231H84ZM85 229H87V228H85ZM103 229H104V228H103ZM111 229H112V228H111ZM121 229H120V230H121ZM126 229H127V228H126ZM126 229L124 230L125 233H126ZM129 229H130V228H129ZM131 229H132V227H131ZM146 229H147V228H146ZM173 229H174V228H173ZM199 229L201 230V232H200V231H199V232L202 233V228H199ZM203 229H205V228H203ZM218 229L221 230L220 228H218ZM218 229H217V232H218ZM224 229H225V226H224ZM226 229H227V228H226ZM233 229H234V228H233ZM244 229H245V228H244ZM244 229H243V230H244ZM252 229H253V231H254L256 228H255V229L252 228ZM76 230H77V229H76ZM100 230H101V229H100ZM132 230L136 231L137 229L135 228V229H132ZM140 230H141V229H140ZM142 230H141V231H142ZM166 230H167V227H166ZM166 230H165V231H166ZM188 230H189V229H188ZM205 230H206V231H208V230L210 231V228L205 229ZM212 230L214 231L215 228L213 227ZM222 230H223V227H222ZM222 230H221V231H222ZM229 230H230V229H229ZM247 230L250 231V227H249ZM247 230H246V231H247ZM95 231H96V230H95ZM103 231H104V230H103ZM109 231H110V230H109ZM121 231H122V230H121ZM124 231H122V232H124ZM144 231H145V230H144ZM176 231H177V230H176ZM182 231H184V233H185V232H189V233H191L190 230H189V231H185L184 229H182ZM194 231H195V233H196L197 230L195 229ZM206 231H205V232H206ZM213 231H212V232H213ZM238 231H239V230H238ZM241 231H242V230H241ZM249 231H248V234L250 233ZM66 232H67V231H66ZM75 232H76V231H75ZM122 232H121V233H122ZM129 232H130V234L135 233V232H133V231L131 232V231L128 230L127 233H129ZM137 232H138V231H137ZM152 232H153V229H152ZM152 232H149V233H152ZM156 232H158V230H157ZM177 232H179V231H177ZM212 232H211V234H213ZM222 232H224V233H221V232H220V233L224 235V234H225V230H223ZM227 232H228V231H227ZM243 232H244V231H243ZM73 233H74V232H73ZM83 233H84V232H83ZM91 233H93V232L91 231ZM95 233H96V232H95ZM95 233H94V234H95ZM104 233H105V232H104ZM106 233H107V232H106ZM106 233H105V234H106ZM108 233H109V232H108ZM108 233H107V234H108ZM115 233H118V232H116V229H115ZM115 233H114V234H115ZM119 233H120V232H119ZM144 233H145V232H144ZM179 233H180V232H179ZM203 233H204V231H203ZM214 233H215V232H214ZM238 233H239V232H238ZM238 233H235V236H236ZM241 233H242V232H241ZM252 233H253V232H252ZM254 233H255V232H254ZM71 234H72V233H71ZM109 234H110V236H113V237L116 236V234H115V236H114V234H112L111 232H110ZM135 234H136V233H135ZM158 234H159V233H158ZM158 234L152 235V237H153V236H157ZM169 234H170V233H169ZM177 234H178V233H177ZM177 234H176V235H177ZM185 234H186V233H185ZM193 234H194V233H193ZM197 234H198V232L196 233V235H197ZM209 234H210V233H209ZM209 234H208V235H209ZM218 234H219V233H218ZM239 234H240V233H239ZM239 234H238V235H239ZM79 235H80V232H79ZM81 235H82V234H81ZM81 235H80V236H81ZM88 235H89V234H88ZM90 235H91V234H90ZM118 235H119V234H117V236H118ZM123 235H124V234H123ZM123 235H120V236H123ZM147 235H148V233H147ZM180 235H181V234H180ZM180 235L178 234V237H180ZM182 235H183V234H182ZM223 235H222V236H223ZM226 235H227V234H226ZM226 235H224V236L226 237ZM240 235H241V234H240ZM249 235H250V234H249ZM71 236H72V235H71ZM76 236L78 237V235H76ZM97 236H98V235H97ZM108 236H109V235H108ZM137 236H138V234H137ZM167 236H169V235H167ZM185 236H186V235H185ZM190 236H191V234H190ZM198 236H199V234H198ZM209 236H210V235H209ZM209 236H207V237H209ZM217 236H218V235H217ZM219 236H220V234H219ZM222 236L219 237V238H222V239L219 240V238H218V241H221V240L224 241L223 238H225V237H224V236L222 237ZM242 236H243V234H242ZM100 237H101V236H100ZM100 237H99V238H100ZM102 237H104V236H102ZM125 237H126V236H125ZM143 237H146V236H142V238H143ZM148 237H149V236H148ZM150 237H151V234H150ZM150 237H149V238H150ZM186 237H187V236H186ZM195 237H196V236H195ZM210 237H211V236H210ZM212 237H213V236H212ZM214 237H215V236H214ZM230 237H231V234H230ZM230 237H228V238H230ZM232 237H233V236H232ZM238 237H239V236H238ZM19 238H20V237H19ZM87 238H88V236H87ZM89 238H90V236H89ZM95 238H96V237H95ZM97 238H98V237H97ZM106 238H107V236H106ZM110 238H111V240L113 239L112 237H110ZM122 238H124V237H122ZM173 238H174V237H173ZM180 238H181V237H180ZM180 238H178V240H179ZM202 238H203V237H202ZM228 238H227V239H228ZM234 238H235V237H234ZM234 238H233V239H234ZM242 238H243V237H242ZM244 238L246 239V237H244ZM244 238H243V239H244ZM26 239H27V238H26ZM85 239H86V238H85ZM107 239H108V238H107ZM107 239H106V241H107ZM114 239L117 240L118 237H117V238L115 237ZM120 239H121V238L119 237L118 241H119ZM162 239H163V238H162ZM195 239H196V238H195ZM195 239H194V240H195ZM203 239H205V237H204ZM210 239H211V238H210ZM212 239H213V238H212ZM227 239H225V241H226ZM238 239H239V238H238ZM238 239H236V240H238ZM243 239H242V240H243ZM24 240H25V239H24ZM76 240H77V239H76ZM83 240H84V238H83ZM99 240H101V238H100ZM158 240H159V239H158ZM171 240H172V239H171ZM196 240H197V239H196ZM208 240H209V238H208ZM228 240H229V239H228ZM231 240H232V239H231ZM231 240H230V241H231ZM239 240H241V239H239ZM20 241H21V240H20ZM20 241H19V242H20ZM28 241H29V240H28ZM67 241H68V240H67ZM103 241H104V239H103ZM191 241H192V240H191ZM199 241H201V240L199 239ZM223 241H222V244L225 243V242H223ZM230 241H228V243H229ZM21 242H22V241H21ZM21 242H20V243H21ZM108 242H109V240H108ZM116 242H117V241H116ZM116 242L114 243V240H113L114 245L116 244ZM162 242H163V241H162ZM215 242H216V241H215ZM233 242H234V241H233ZM15 243H16V242H15ZM15 243H14V244H15ZM97 243H98V242H97ZM113 243H112V244H113ZM168 243H169V242H168ZM186 243H187V242H186ZM193 243L195 244L196 242H193ZM206 243H207V241L204 242V240H203V244H201V242H199V244H201V245H199V246H201L202 248H204V247H205L204 244H206ZM208 243H209V241H208ZM208 243H207V244H208ZM212 243H214V242H212ZM104 244H105V243H104ZM108 244H109V243H108ZM156 244H157V243H156ZM207 244H206V245H207ZM210 244H211V243H210ZM215 244H216V243H215ZM225 244H226V243H225ZM231 244H233V243H231ZM235 244H236V243H234V245H235ZM257 244H258V243H257ZM257 244H256V245H257ZM35 245H36V244H35ZM99 245H100V244H99ZM102 245H103V244H102ZM102 245H101V247H102ZM105 245H107V244H105ZM109 245H111V244H109ZM181 245H182V243H181ZM183 245H185V244H183ZM186 245H187V244H186ZM197 245H198V244H197ZM197 245L195 244V246H197ZM202 245H204V247H203ZM17 246H18V244H17ZM17 246H14V247H17ZM86 246H87V245H86ZM103 246H104V245H103ZM172 246H173V245H172ZM199 246L196 247V248L199 249ZM219 246H222L221 243H220ZM223 246H224V244H223ZM223 246H222V247H223ZM226 246H227V245H226ZM63 247H64V246H63ZM63 247H62V248H63ZM92 247H93V246H92ZM98 247H99V246H98ZM98 247H97V248H98ZM106 247H110V246L107 245ZM154 247H155V246H154ZM154 247H153V248H154ZM156 247H157V246H156ZM190 247H191V246H190ZM201 247H200V248H201ZM217 247H218V246H217ZM222 247H220V249L223 250ZM224 247H225V246H224ZM89 248H91V247H89ZM103 248H104V247H103ZM112 248H113V245H112ZM191 248H192V247H191ZM202 248H201V250H202ZM225 248L228 249L229 247H225ZM225 248H224V250H225ZM6 249H7V248H6ZM43 249H44V248H43ZM87 249H88V248H87ZM98 249H101V248H98ZM98 249H97V250H98ZM188 249H189V247H188ZM217 249H218V248H217ZM217 249H215V250H217ZM23 250H24V249H23ZM95 250H96V249H95ZM97 250H96V251H97ZM110 250H111V249H110ZM152 250H153V249H152ZM189 250H190V249H189ZM209 250H210V248H209ZM229 250H230V249H229ZM99 251H100V250H99ZM99 251H98L97 253H99ZM144 251H145V250H144ZM169 251H170V250H169ZM186 251H187V249H186ZM193 251H194V250H193ZM196 251H198V250H196ZM4 252H6V251H4ZM136 252H137V251H136ZM154 252H155V251H154ZM184 252H185V251H184ZM194 252H195V251H194ZM219 252H220V251H219ZM261 252H262V251H261ZM89 253H90V251H89ZM97 253H94V254H96V255H94V256H95V259H96ZM168 253H169V252H168ZM186 253L189 254L188 252H186ZM190 253H193V252L190 251ZM203 253H204V252H203ZM227 253H228V252H227ZM250 253H251V252H250ZM3 254H4V253H3ZM99 254H100V253H99ZM99 254H98V257H100V259L102 260V258H101L102 256H100ZM101 254H103V253H101ZM127 254H128V253H127ZM173 254H174V253H173ZM195 254H196V252H195ZM210 254H211V250H210ZM233 254H234V253H233ZM241 254H242V253H241ZM87 255H88V254H87ZM92 255H93V254H92ZM168 255H169V254H168ZM192 255H193V254H192ZM198 255H201V254H198ZM203 255H204V254H203ZM205 255H206V254H205ZM207 255H208V254H207ZM262 255H263V254H262ZM262 255H261V256H262ZM89 256H90V254H89ZM94 256H93V257H94ZM122 256H123V255H122ZM129 256H130V254H129ZM129 256H128V257H129ZM139 256H140V255H139ZM139 256H138V257H139ZM185 256H186V255H185ZM215 256H216V255H215ZM223 256H224V255H223ZM259 256H260V255H259ZM5 257H6V256H5ZM163 257H164V256H163ZM200 257H201V256H200ZM200 257H197V258H200ZM218 257H219V256H218ZM224 257H225V256H224ZM12 258H13V257H12ZM90 258H92V257L90 256L89 259H90ZM124 258H125V257H124ZM154 258H155V257H154ZM156 258H157V257H156ZM186 258H187V256H186ZM188 258H189V257H188ZM201 258H202V257H201ZM243 258H244V257H243ZM251 258L253 259V257H251ZM251 258H250V259H251ZM1 259H2V257H1ZM92 259H94V258H92ZM92 259H90V260H92ZM98 259H99V258H98ZM104 259H105V258H104ZM163 259H164V258H163ZM222 259H223V258H222ZM250 259H249V260H250ZM254 259H255V258H254ZM78 260H79V259H78ZM96 260H97V259H96ZM150 260H151V259H150ZM166 260H167V258H166ZM177 260H178V259H177ZM225 260H226V259H225ZM225 260H224V261H225ZM234 260H235V259H234ZM255 260H256V259H255ZM93 261H94V260H93ZM97 261H98V260H97ZM106 261H107V260H106ZM106 261H105V262H106ZM111 261H112V260H111ZM162 261H163V260H162ZM184 261H185V259H184ZM186 261H187V260H186ZM186 261H185V262H186ZM191 261L194 262L193 259H192ZM212 261H213V259H212ZM12 262H13V261H12ZM87 262H88V260L86 261V263H87ZM89 262H92V261H89ZM109 262H110V261H109ZM109 262H108L107 264H110V263H111V262H110V263H109ZM163 262H164V261H163ZM189 262H190V260H189ZM209 262H210V261H209ZM263 262H264V261H263ZM1 263H3L2 260H1ZM96 263H97V262H96ZM170 263H173V262H170ZM194 263H195V262H194ZM94 264H95V263H94ZM99 264H100V263H99ZM211 264H212V263H211ZM224 264H225V263H224ZM226 264H227V263H226ZM257 264H258V263H257ZM259 264H260V261H259Z\"/></svg>",
	"mask_w": 264,
	"mask_h": 264
}]
</instances>
